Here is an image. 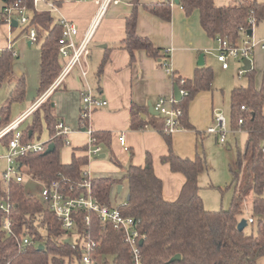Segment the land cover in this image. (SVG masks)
I'll return each mask as SVG.
<instances>
[{"label": "trees", "instance_id": "trees-1", "mask_svg": "<svg viewBox=\"0 0 264 264\" xmlns=\"http://www.w3.org/2000/svg\"><path fill=\"white\" fill-rule=\"evenodd\" d=\"M3 1L5 5L17 4L26 9L29 25L36 30L41 50L40 97L63 70L65 60L59 53L63 28L55 23L50 12L35 9L33 0ZM178 5L187 16L199 12L201 26L208 37L215 41L226 39L234 45L242 37L240 29L250 31L264 23V3L261 0H233L231 4L221 7L216 6L215 0H179ZM145 8L164 21L171 20V1ZM5 17L2 12L0 23H5ZM137 23L138 7L135 2L126 20V37L120 48L129 52L132 61L136 52L145 51L161 65L165 50L156 48L151 40L139 36ZM28 32L29 26H26L23 33ZM15 58L9 49L0 54V87L7 80L16 82L11 98L0 109V129L10 123L11 103L22 100L26 94V79L17 78L13 69ZM167 58L170 60V54ZM106 61L107 57L100 64L98 78H101ZM244 76L248 85L234 88L230 99V127L233 131L244 130L247 138L244 149L238 152L236 169L231 168L233 180L229 188H233V197L227 210L209 211L204 207L198 180L207 170L205 155L198 154L194 159L177 155L172 135L164 132V118L151 115L150 121L144 120L142 113L146 111L136 104L131 107V128L157 130L168 147V154L162 157L161 162L169 165L172 172L185 176L186 181L175 201L165 200L163 181L155 174L151 154L147 155L144 166H128L124 179L91 178L85 170L89 156L74 153L71 162L64 164L60 148L67 145V138L57 135L56 125L60 120L50 98L33 112L29 117L31 123L22 131L25 142L33 141L35 134L42 132L44 121L50 134L46 146L54 144V151L49 154L46 151L28 153L20 160L19 170L22 175L28 173L44 187L56 183L61 192L72 198L87 194L83 182L88 181L92 197L100 206H112L114 187L123 186L126 180L129 199L119 207L125 216L135 220V228L140 234L138 247L141 264H259V260L264 258V85L260 88L256 86L254 68ZM181 79L184 78L176 74L172 77L175 88L186 92L174 108L181 110L178 118L180 129L195 130L188 120L189 105L198 93L212 90L214 71L211 67L198 65L193 78L184 79L183 83ZM240 120H243L242 125L239 124ZM88 127H91L90 121H85L83 125L80 118V128L84 130ZM92 133L95 145L112 154L111 132L92 129ZM9 140L10 135L3 138L1 143L7 146ZM83 149L88 151L89 147ZM111 160L121 167L114 156ZM251 196L253 213L259 219L257 232L247 234L245 229L240 231L238 225L244 203ZM3 202L12 204L9 218L13 223L14 235L4 230L6 216L0 208V264H82V251L89 240L97 243L92 253L96 264H135L132 247L124 231L116 230L111 224L102 228L97 214H91L87 223L85 217L88 212L78 211L74 215L75 228L64 230L56 215L42 200L26 194L22 183L12 181L5 184L0 178V205ZM25 237L35 244L20 246L18 239ZM39 246H43V249L39 250ZM177 255H180V260L172 262Z\"/></svg>", "mask_w": 264, "mask_h": 264}, {"label": "crops", "instance_id": "crops-1", "mask_svg": "<svg viewBox=\"0 0 264 264\" xmlns=\"http://www.w3.org/2000/svg\"><path fill=\"white\" fill-rule=\"evenodd\" d=\"M48 1L53 4V7L42 2L37 5V10L50 12L55 23H59L63 19L74 23L78 28L76 40L80 42L94 22L98 11L96 2L99 0ZM167 1L172 2L170 21L160 19L145 8L147 5ZM135 2L138 7L137 34L151 40L156 48L170 51V67L177 76L184 79L193 78L202 54L205 55L204 65L211 67L214 71L212 90L198 93L189 105L188 120L195 130L179 129L172 134L174 151L180 157L194 159L198 154H204L200 145L202 144V147H204L205 142L203 141L207 136L212 135L206 131L214 125L215 113L222 114L218 97L219 89L223 84L218 79H220V76L227 75L231 65L227 70L222 68V64L217 59L218 43L208 37L203 30L199 12L195 11L187 16L184 10L175 3V0H120L117 4L112 3L109 5L105 15L95 27L90 40L89 49L91 53L88 64L75 67L63 80L62 84L50 93L48 98L52 100L59 120L71 129L70 134L67 136V148L64 149L67 150L69 155L67 158L61 159L64 164L71 162L74 153L78 156H89L88 151L83 148L89 147L90 138L88 133L80 128L82 97L89 93L108 102L106 107L96 110L91 115L90 124L95 131L111 132L112 154L119 161L121 167L115 163L116 167L103 163L101 166L93 168V163L90 162L91 158L89 157V163L85 169L88 175L91 178L124 179L128 166H144L147 155L151 154L155 174L163 181L164 198L172 202L179 197L186 179L183 174L172 172L169 165L161 162L162 157L168 154L164 137L152 128L141 130L131 128L132 104H136L145 110L146 112L142 113V118L150 121V116L153 115L150 113V105L161 97H172L175 90L171 75L145 51L136 52L132 61L129 52L120 48L126 37V20L132 13ZM232 2L233 0H215L218 7L227 6ZM262 2L264 3V1ZM4 7L5 2L0 0V15ZM0 24L4 25L6 23ZM6 25L7 30L4 33L0 31V50H5L9 46L12 47L17 54L13 64L14 72L16 75L19 72L20 77H24L27 82L30 63L28 64L24 60V56L31 52H23L22 50L21 54L23 55L19 54L16 49L17 40L13 35L15 29L23 25L19 24L14 28L8 26V24ZM26 35L28 36L27 46H34L35 42L29 38L28 33ZM256 54L257 64L252 60L255 71L256 68L260 69L264 65V51L257 49L253 56H256ZM106 57L107 61L103 73L101 78H98L100 64ZM37 65L38 95L41 50L38 51ZM85 70L87 71L86 75L83 74ZM263 85L264 80L257 87L260 88ZM27 88L28 82L25 93H27ZM40 97L37 96V99L32 102L28 110L33 107ZM122 134L126 137L128 150L119 142V136ZM215 137L216 141L219 142L218 137ZM124 190H126L125 193ZM120 194H123V196L118 197ZM127 197L128 183L125 180L121 191H119V188L114 187L111 195L112 206H120L126 201ZM258 263L264 264V258H261Z\"/></svg>", "mask_w": 264, "mask_h": 264}, {"label": "built area", "instance_id": "built-area-1", "mask_svg": "<svg viewBox=\"0 0 264 264\" xmlns=\"http://www.w3.org/2000/svg\"><path fill=\"white\" fill-rule=\"evenodd\" d=\"M47 3L50 7L53 4L49 3L48 0H33L34 7L37 9L39 3ZM120 0H102L97 1L98 11L95 16L94 22L90 29L88 30L86 36L77 42L76 37L78 36V28L74 23L67 20H61L59 24L63 28L62 37L59 41V53L60 56L65 60L63 70L53 85L40 97V99L33 105V107L21 115L19 118L10 122L8 125L0 129V143L3 138L10 135V140L6 146L7 153L1 157L7 162V168L2 174V181L5 184H9L12 181L18 183H23V175L20 172V160L25 157L30 152H43L48 149L46 143L34 144L32 141H24V133L21 130V126L24 122L37 110L49 97L50 93L58 88L63 80L71 73V71L77 67L87 65L90 56L89 43L93 36L94 29L98 25L101 18L105 15L106 10L109 5L117 4ZM3 13L6 15L5 23L10 27L13 26V22L17 21L18 25L29 26V38L33 42H37L36 30L33 26H30V18L27 15V10L20 8L17 4L5 5ZM253 20H251L252 22ZM254 30V29H253ZM252 30V31H253ZM242 37L237 44H231L226 39H218L217 48V59L222 64V68L227 70L230 67L229 59H239L244 61L246 59L251 60L250 57L253 53L259 49L264 51V40L258 43H253L251 41L252 36L248 35V31L240 29ZM7 49L13 51L12 47L9 46ZM3 50H0V54ZM14 56L17 54L13 51ZM170 54L169 50H165L163 61L161 63L163 69L173 77L175 74L170 67L169 58L167 56ZM171 57V55H170ZM252 62V61H251ZM244 66V64H243ZM246 71L243 68L239 69V77L244 76ZM86 75L87 71H83ZM184 79H181V83ZM182 98L186 95V92L179 88ZM180 101L176 100L175 95L170 98L161 97L155 101L151 106L154 111L164 118V132L168 135H172L180 129L179 126V116L181 115V110L174 108L176 104ZM108 102L105 100L98 99L91 94H85L82 97L81 106V120L83 125L85 121H90L91 115L98 109L106 107ZM214 125L207 129L208 134H212L218 137L219 142L225 143L226 136L229 133L227 127V121L223 114L215 113L214 115ZM239 124H243V120L239 121ZM57 135L67 136L70 134L71 129L63 122L59 121L56 125ZM88 133L90 138V144L88 149L89 157L98 156L102 154V147L95 145V139L92 137V128L88 127L84 129ZM119 142L122 146L127 147L126 137L124 134L119 136ZM68 143V141H67ZM83 186L87 189V194L79 196L77 198H72L69 195L61 192L56 183L52 184L50 187H44L42 191V201L45 203L46 207L50 209L61 222L64 230L71 231L76 226L75 213L81 210H86L88 215L85 217L87 223L90 222L91 214H97L99 216L101 227L105 228L106 225L111 224L116 230L124 231L126 234V240L130 243L132 247V253L134 257L135 264H141V254L139 250L140 234L135 228V220L132 217L125 216L120 207L117 206H100L98 205L91 194V185L88 181L83 182ZM1 210L5 214L4 230L9 235H14L13 223L9 218V214L12 210V204L9 202H3L0 205ZM248 223H253L251 219ZM20 246L25 247L28 245H34L35 243L31 241L30 238L25 237L22 240L18 239ZM97 243L93 240H89L85 243L82 251V264H96L92 259V253L96 248Z\"/></svg>", "mask_w": 264, "mask_h": 264}, {"label": "rangeland", "instance_id": "rangeland-1", "mask_svg": "<svg viewBox=\"0 0 264 264\" xmlns=\"http://www.w3.org/2000/svg\"><path fill=\"white\" fill-rule=\"evenodd\" d=\"M264 1V0H261ZM6 24H0V31L4 33L8 27ZM9 26V25H8ZM26 28V26L24 27ZM23 32V26H19L14 31V38L17 40L16 49L19 54L25 51L31 52L30 54L24 56L29 64L28 73H27V82L28 88L26 97L23 100L14 101L10 106V118L9 121L13 122L21 115H23L29 108V106L37 99V86H38V65L36 66V59L38 58V51L40 50V43L35 42L34 46H27L26 33ZM264 40V23L255 27L253 30V36L251 41L253 43H258L259 41ZM23 55V54H21ZM251 61L254 60V63L257 64V54L256 56L251 55ZM231 65L230 71L227 75L220 76L218 81L223 84L219 89V104L221 105V112L227 121L228 134L226 136V142L220 144L216 141L214 135H209L203 141L204 147L201 146L202 153H204L207 170H205L199 179L201 186V195L204 202V207L209 211H219L227 210L232 201L233 197V188H229L233 180V174L231 168L236 169V162L238 157V152L244 149L247 135L244 130L239 129L233 131L230 127V118H231V92L234 87H246L248 85V80L246 76L239 77V69L243 68V61L239 59H229ZM17 78L20 77L19 72H17ZM264 80V65L262 68H256V86H260ZM16 85L14 80L6 81L0 87V109L6 104L7 100L11 98L12 91ZM32 119H28L22 126L21 130H26L31 123ZM8 125V124H7ZM5 127V126H4ZM50 140V134L46 123L43 121V130L40 133H36L33 138L34 144H43L47 143ZM67 145L60 148V157L63 160L65 157H68L67 150H64ZM7 153L6 146L3 143H0V178L7 168L6 160H3V157ZM106 153L107 156L103 159H97V156H93L90 159L92 161L93 168L101 166V164H108L109 166H115L111 157L114 156L109 151H105L102 154ZM105 154V155H106ZM23 183L25 192L28 196L36 197L42 200V191L44 185L36 180H34L28 173H23ZM125 184V183H124ZM126 190H124V193ZM123 194L118 195L122 197ZM253 197H249L244 203L243 213L240 217V220H245L249 222L251 219L254 223H248L245 228L247 234H252L257 232L258 219L259 217L255 216L253 213L252 206Z\"/></svg>", "mask_w": 264, "mask_h": 264}, {"label": "water", "instance_id": "water-1", "mask_svg": "<svg viewBox=\"0 0 264 264\" xmlns=\"http://www.w3.org/2000/svg\"><path fill=\"white\" fill-rule=\"evenodd\" d=\"M175 3L179 4V0H175ZM17 26H18V22L14 21L13 22V27H17ZM248 35L252 36L253 35V31L252 30L248 31ZM204 57H205V55H203V54L200 56L199 61H198V65L199 66H204V64H205V60H204L205 58ZM243 64H244V70L246 72L250 71L253 68L251 60L246 59V60L243 61ZM174 95L176 97V100H178V101L182 100V96L180 94L179 88H177V87L175 88ZM150 113L153 114V115H159L156 111L153 110L151 105H150ZM54 148H55L54 144H50L48 146V149L46 150V153L47 154L52 153L54 151ZM105 157H106L105 154H100V155L97 156V159H103ZM121 190H122V186L119 187V191H121ZM127 199H129V197H127ZM247 225H248V222L245 221V220H242L239 223L238 228H239L240 231H243L247 227ZM41 249H43V246H39V250H41ZM177 260H180V255L175 256L174 258H172L171 261L174 262V261H177Z\"/></svg>", "mask_w": 264, "mask_h": 264}]
</instances>
